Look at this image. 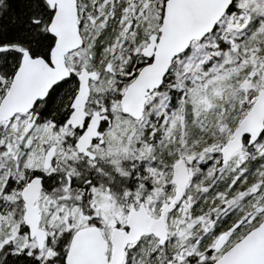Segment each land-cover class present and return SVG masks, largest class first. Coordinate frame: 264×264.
Returning <instances> with one entry per match:
<instances>
[{
  "label": "rangeland",
  "instance_id": "rangeland-1",
  "mask_svg": "<svg viewBox=\"0 0 264 264\" xmlns=\"http://www.w3.org/2000/svg\"><path fill=\"white\" fill-rule=\"evenodd\" d=\"M88 1L84 6L86 10L80 9L78 14V25L86 46L68 54L65 59L68 68L76 74L81 68L91 67L88 48L104 23V7L108 8L111 4V0ZM78 4L79 0L77 7ZM235 7L246 13L241 26L232 23V14L225 16L219 22L216 33L201 42L193 43L187 53L174 62L166 87L150 97L140 121L134 122L123 116L119 103L111 102L112 125L105 127L101 142L92 147L98 158L95 162L83 160L76 153L69 139L72 132H67L68 129L64 127L55 126L50 121H37L31 113L17 115L5 122L0 132L1 142L4 143L7 154H12V158L8 159L9 166H0V195L7 183H11L2 195L0 239L1 236L8 237L18 250L32 252L37 247L36 241L22 228L24 208L22 200L21 203L18 202L21 199V189L29 181L26 179L27 175L33 170L47 176L59 171L66 172L70 180L80 183L86 181V177H82L83 172H92L95 183L91 191L94 203L101 211V232L107 241L111 229L117 223L120 227L125 226L127 211L138 207L140 198L144 199L151 216H159L164 203L160 201L170 200L175 191L171 181L172 165L181 158L186 161L190 175L186 189L188 199L199 189L203 188L208 192L216 180L235 174L229 183H225L226 193L233 184L236 173L240 171L241 156L234 155L220 173L214 174L218 166L217 156L264 86V47L259 45V38L264 37V0H235ZM130 15L146 28L153 25L154 14L150 8L143 6L137 12V7L133 6ZM125 49L126 47L123 50L118 47L110 65L128 64V59L123 55ZM90 86L95 92H99L107 89L109 82L105 79L92 81ZM96 102L100 104L99 101ZM52 144L56 146L54 166L44 171L43 157ZM263 145L264 139L254 147L261 153L264 152L261 151ZM156 151H169L176 156L171 158L172 162L168 165L165 161L156 159ZM11 165L15 170H11ZM131 176L138 177V182L149 179L152 184L151 196L137 193L135 189H126L124 192ZM225 193L217 192L219 202L227 200L230 205L235 201L234 205L264 211L263 192L253 195L245 192L236 200L227 199ZM185 204H189L188 200L181 201L165 216L168 231L166 245L169 250L184 245L200 229L195 220L197 215L184 213ZM37 205L41 214V228L48 236L68 227L75 231L86 226L88 217L84 213L76 209L68 211L45 193H41ZM256 215L255 212L250 219ZM258 221L256 225L259 224ZM245 231L244 234L247 232ZM244 234L230 239L221 251H216V258ZM200 242L198 239L190 247L189 254L196 255ZM52 247L49 243L42 249L44 258L52 255ZM159 255L158 240L153 236H146L137 244L127 247L123 264H157Z\"/></svg>",
  "mask_w": 264,
  "mask_h": 264
},
{
  "label": "water",
  "instance_id": "water-1",
  "mask_svg": "<svg viewBox=\"0 0 264 264\" xmlns=\"http://www.w3.org/2000/svg\"><path fill=\"white\" fill-rule=\"evenodd\" d=\"M52 12L46 26L54 38L48 59L32 56L27 49L21 50V58L7 91L0 99V125L20 114L30 113L35 105L44 100L51 89L67 79L71 70L66 56L80 49L84 40L78 25L77 0H44ZM233 0H166L157 33H152L148 43L141 49L146 63L126 86L121 99L122 115L139 120L143 117L148 97L160 89L173 61L184 54L194 41L205 38L214 31L225 16ZM4 50L0 46V52ZM97 73L81 68L76 74L78 87L64 123V128L79 129L81 134L75 142L77 153L93 161L90 150L101 136L104 122L111 125L105 113L90 115L86 105L90 97V82ZM264 131V86L257 93L254 103L234 129L231 137L220 150L222 166L244 145H254ZM56 146L45 151L42 167L48 170L54 158ZM42 176L35 175L21 189L23 224L29 237L36 241L39 250L44 248L48 235L41 228V214L37 205L43 190ZM171 181L175 187L172 198L161 205L158 217L151 216L144 202L126 213L125 226H114L107 241L99 226L89 224L76 229L70 239L64 264H123L126 249L142 237L151 235L160 245L166 243L168 231L165 223L167 212L176 207L185 195L190 182L186 161L181 158L172 165ZM241 225L237 221L221 233L214 250L221 251ZM211 264H264V218L248 230L240 239L226 249Z\"/></svg>",
  "mask_w": 264,
  "mask_h": 264
},
{
  "label": "trees",
  "instance_id": "trees-1",
  "mask_svg": "<svg viewBox=\"0 0 264 264\" xmlns=\"http://www.w3.org/2000/svg\"><path fill=\"white\" fill-rule=\"evenodd\" d=\"M165 1L166 0H111V4L108 8L106 6L104 7V11L102 12V15L105 17L104 23L96 34L91 47L88 48L90 49L88 56L92 64L91 67H89L90 70H94L97 73V77L93 82L105 79L109 82V86L106 87L107 89L99 92H95L90 86L91 92L86 106L90 113L105 111L110 117L111 102H116L120 105V99L126 86L146 63L141 55V49L148 43L149 36L152 33H157L161 23ZM88 3V0H79L78 14L80 9L83 11L85 4ZM133 6L137 7V12L143 6L151 9L152 14H154V22L151 27L146 28L142 22H138L131 18L130 12ZM84 10H86V8H84ZM231 14L233 15L232 23L235 26H241L246 13L235 7V0H233L225 16ZM51 16L52 12L44 0H0V46L4 47V50L0 52V98H2L7 91L11 78L19 65L22 49H27L32 56H42L48 59L49 52L54 43V38L50 36L46 30ZM218 24L214 31L202 40L216 33ZM263 38L264 37L259 38L261 39L259 43L260 47H264ZM202 40L194 41L191 45L196 42H201ZM84 46H86L85 43L82 47ZM118 47L122 50L126 47L127 50L125 49L123 55L128 59V64L112 66L110 64ZM187 51L173 61L167 76L164 78L162 86L157 91L163 90L166 87L174 62L185 55ZM103 57L105 58L103 59ZM91 83L92 81L90 85ZM77 87L78 81L76 73L71 72L70 77L55 85L48 96L44 100L38 102L30 113L35 116L37 121H50L55 126L64 127V123L71 112L70 104L76 94ZM152 95L153 93L148 97V101ZM96 101H99L100 104H97ZM141 119L133 121L137 122ZM4 124L5 122L0 125V132ZM105 127L106 126L102 127V132ZM66 130L67 132H72L69 139L70 143L74 146L79 133L76 130H72L70 127L66 128ZM262 139H264V131L258 141ZM1 140L2 135L0 136V166L3 164L9 166L8 159L12 158V154H7L5 145ZM254 145L248 146L245 144L242 150L236 153L241 156L239 160L241 167L240 171L236 173L233 184L227 189L226 193L225 190L227 186L225 183H229L231 177L235 174H230V176L225 177L223 180H216L214 186H212L208 192H205L203 188L199 189L198 192L193 193L189 199L185 192L181 201L186 202L188 200L189 204H185L184 213H191L192 216L197 215V218H194L197 224L200 225V229L195 231L184 245L179 246L175 250H169L167 248V241L163 245L159 244L160 255L157 264H211L217 257L216 250L212 247L213 241H215L214 239L234 223L241 221V225L235 230L231 237V239H235L240 236L241 233L244 234L245 230L248 231L256 225L257 221H260L261 218L264 217V211H258L259 209L253 211V207L251 208L250 206L245 208L242 207V205L237 206L234 205L235 201L228 205L227 200H225L226 203H223L221 201L219 202L216 198L217 192L221 194L225 193V197L230 200L238 199V197L245 192L249 195L263 192L264 199V152H258ZM263 150L264 145L261 151ZM165 152L156 151L155 157L158 161H165L170 165L172 162L171 158H173L175 153L171 155L169 151H167V153ZM217 158H219L217 162L218 166L214 174L220 173L226 165L222 166L220 154ZM83 160L85 159L83 158ZM96 160H98V158ZM11 170H15L13 165H11ZM83 173L82 177H86L84 183L70 180L66 172L62 171L47 176L41 193H45L51 200L62 204L64 208L70 212L76 209L84 213L88 217L86 225L95 224L101 229V211L98 205L94 203L93 193L91 191L95 183L94 174L90 171ZM35 175H42V173L33 170L27 175L26 179L29 180ZM133 177L134 176H131L129 178L127 186L124 187L123 191L125 192L126 189L128 191L135 189L137 193L151 196L152 184L150 180L146 179L142 182H138L139 178ZM10 183L11 182L7 184L9 185ZM8 185H6L2 190L3 193L0 195V206L3 199L2 195H4V192L8 189ZM143 200L144 199L140 198L138 203L140 204ZM18 202L21 203V199L18 200ZM160 202L165 203L167 201L163 199ZM255 212L257 215L250 219ZM116 226H120V224L117 223ZM22 228L27 230L24 224ZM211 229L212 231H210ZM73 232V229L68 227L53 236H48L45 245L48 246L49 243L53 245L52 255L49 258H44L41 253L42 250H39L37 247L32 252L18 250L13 246L12 241L9 240L8 237L1 236L0 264H64V258ZM206 237H208L207 241L205 240ZM198 239H200L201 242L197 245L196 255L192 256L189 254V249Z\"/></svg>",
  "mask_w": 264,
  "mask_h": 264
},
{
  "label": "flooded vegetation",
  "instance_id": "flooded-vegetation-1",
  "mask_svg": "<svg viewBox=\"0 0 264 264\" xmlns=\"http://www.w3.org/2000/svg\"><path fill=\"white\" fill-rule=\"evenodd\" d=\"M87 106V105H86ZM86 111L90 114V115H92V114H94V113H105L108 117H109V115L105 112V111H98V112H92V113H90L88 110H87V108H86ZM110 118V117H109ZM104 126H109L108 124H107V122H104L102 125H101V128H100V132H101V136H102V127H104ZM111 126V125H110ZM72 129V128H71ZM72 130H76L79 134H78V136L81 134V131L79 130V129H72ZM101 136H100V138L98 139V140H96V141H94L93 142V144L91 145V148H90V150L92 151V147L96 144V143H100L101 142ZM78 138V137H77ZM77 140V139H76ZM76 142V141H75ZM51 146V145H50ZM49 148V147H48ZM74 148H75V143H74ZM75 150H76V148H75ZM93 152V151H92ZM55 153H56V151H55ZM76 153H77V151H76ZM79 156H81V157H83L85 160L87 159L88 161H90V162H95L96 161V159H97V156H96V158L93 160V161H91V160H89L87 157H85V156H83V155H81V154H79V153H77ZM96 155V154H95ZM54 157H55V155H54ZM53 162H54V158H53V160H52V164H51V167H52V165H53ZM50 167V168H51ZM49 168V169H50ZM48 169V170H49ZM44 170V169H43ZM44 171H47V170H44ZM40 176H42V178H43V180H42V183L44 184V181H45V179H46V177H47V175H44V174H42V175H40ZM173 196V195H172ZM172 198V197H171ZM98 226V225H97Z\"/></svg>",
  "mask_w": 264,
  "mask_h": 264
}]
</instances>
